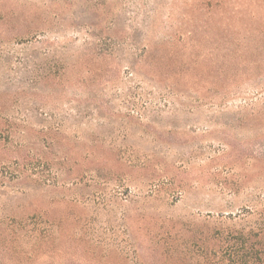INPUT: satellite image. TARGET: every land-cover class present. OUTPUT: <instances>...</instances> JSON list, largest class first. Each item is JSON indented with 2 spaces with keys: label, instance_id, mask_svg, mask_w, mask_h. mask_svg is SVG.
I'll use <instances>...</instances> for the list:
<instances>
[{
  "label": "rangeland",
  "instance_id": "obj_1",
  "mask_svg": "<svg viewBox=\"0 0 264 264\" xmlns=\"http://www.w3.org/2000/svg\"><path fill=\"white\" fill-rule=\"evenodd\" d=\"M0 264H264V0H0Z\"/></svg>",
  "mask_w": 264,
  "mask_h": 264
}]
</instances>
